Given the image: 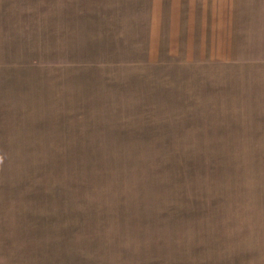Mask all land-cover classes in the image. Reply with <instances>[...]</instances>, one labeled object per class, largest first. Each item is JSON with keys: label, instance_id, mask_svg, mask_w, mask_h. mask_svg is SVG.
<instances>
[{"label": "rangeland", "instance_id": "1", "mask_svg": "<svg viewBox=\"0 0 264 264\" xmlns=\"http://www.w3.org/2000/svg\"><path fill=\"white\" fill-rule=\"evenodd\" d=\"M191 1L0 0V264H264V0Z\"/></svg>", "mask_w": 264, "mask_h": 264}, {"label": "crops", "instance_id": "2", "mask_svg": "<svg viewBox=\"0 0 264 264\" xmlns=\"http://www.w3.org/2000/svg\"><path fill=\"white\" fill-rule=\"evenodd\" d=\"M184 7L185 5H183V8ZM207 7L208 4L206 0H192L191 3L186 2L185 10L181 11V14L185 19V24L183 27L178 28L176 23L175 27L172 29L169 42V52L177 54L180 52V49L183 48L187 53V38L190 33L197 31L198 28H201V30L203 29L204 31L208 25ZM188 24H191V27L189 30H185V27Z\"/></svg>", "mask_w": 264, "mask_h": 264}]
</instances>
